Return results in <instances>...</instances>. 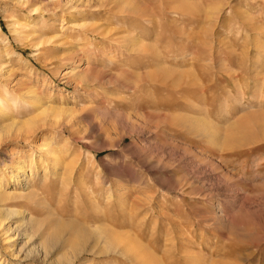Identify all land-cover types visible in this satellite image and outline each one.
Listing matches in <instances>:
<instances>
[{"label": "rangeland", "instance_id": "rangeland-1", "mask_svg": "<svg viewBox=\"0 0 264 264\" xmlns=\"http://www.w3.org/2000/svg\"><path fill=\"white\" fill-rule=\"evenodd\" d=\"M0 108V264H264V0H0Z\"/></svg>", "mask_w": 264, "mask_h": 264}, {"label": "bare ground", "instance_id": "bare-ground-1", "mask_svg": "<svg viewBox=\"0 0 264 264\" xmlns=\"http://www.w3.org/2000/svg\"><path fill=\"white\" fill-rule=\"evenodd\" d=\"M3 109H5V108H0V117L3 118L5 116L7 118V120H9V122L7 124H5V125H2V126L0 125V133H2L4 130L7 131L9 129H11V130L12 129L19 130V129H21V127H24L25 125H28L30 120L23 121L22 123L14 122L11 117H7L6 111L4 112ZM39 148H40V151L42 152V155L44 156L43 157L44 159L42 160L43 161L42 164L44 166L42 164L39 166L41 172H43L41 174V176L44 179L47 176V174L49 173V171L51 169H53L51 166H48V164H50V162H53V161L58 159V158L55 157L58 151H56L55 145H53L51 143H42L41 145H39ZM42 166H43V168H41ZM36 168H38V165H37ZM67 168L68 167H65V171H69L70 170L69 168H68L69 170ZM11 170H12V173H13L14 169H11ZM15 170H16V172L17 171L19 172V170H22V167H19V168L15 169ZM52 171H53L52 173H55L54 170H52ZM17 179H19L18 181H20V183L21 182H25L26 190H28L27 193L29 195L36 196L37 193L35 192L34 188L31 187V186L29 187V185H28V182L32 180V177L29 178L28 181H25L26 178L25 179L24 178H20L17 175ZM69 182H71V181L69 180ZM1 191H2V188H0V199L9 198L10 197L9 194L1 193ZM7 192H8V190H7ZM0 222H1V219H0ZM85 223H87V221ZM95 223H97V221ZM85 225L77 223V222H73V221L72 222H69V221L65 222V221H62L59 218L58 220L54 221V223H53L55 232H53L52 234H50L48 236V241L50 243H52L51 245L54 246L55 249L59 248V250L61 251L63 249V247H64L63 244L65 243V241H63L62 238L68 232L72 236L75 237V239L70 243V245L68 244V246L72 248L73 252H75V254H76L75 256H78L83 251H88L89 250L90 252H92L95 249V247L96 246L98 247V245L101 244V243H103L105 245L104 248L107 249L108 246H110V245H108L109 244L108 243V238H110V237L112 238V243H113V241H115L114 239L117 238V237H112L113 233L107 227H103V226H99V227L98 226H85ZM111 238H110V241H111ZM105 243H107V244H105ZM114 243H116V241ZM48 248H50V247L48 246ZM105 249H104V251H106ZM97 250H98V248H97ZM46 252H47V250H46ZM46 252L38 250V251L35 252V255H38L37 257L41 258V260L47 261V257H48L47 253L48 252L47 253Z\"/></svg>", "mask_w": 264, "mask_h": 264}]
</instances>
